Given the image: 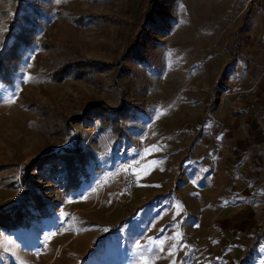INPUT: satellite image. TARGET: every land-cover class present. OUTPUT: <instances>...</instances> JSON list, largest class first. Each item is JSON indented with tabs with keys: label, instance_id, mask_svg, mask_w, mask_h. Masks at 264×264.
I'll return each instance as SVG.
<instances>
[{
	"label": "rangeland",
	"instance_id": "374dc122",
	"mask_svg": "<svg viewBox=\"0 0 264 264\" xmlns=\"http://www.w3.org/2000/svg\"><path fill=\"white\" fill-rule=\"evenodd\" d=\"M66 1L76 15H114L123 23L103 25L94 20L77 27L56 17L54 12L62 0H22L53 12L43 20L38 41L73 46L85 58L118 64L125 74L110 70L100 74L97 82L51 84L38 80L48 52L35 45L24 55L10 85L0 79V165L19 156L24 169L38 157L60 153L68 146L27 130L31 115L26 106L32 103L55 107L75 118L74 138L80 134V146L95 156L87 167L89 178L82 179L87 184L68 195L58 180L60 163H51L56 176L47 185L36 172L31 173V189L53 196L54 217L35 222L27 230L2 232L0 264H186L197 255L193 246L183 245L186 233L177 232L164 243L149 245L152 214L140 216L139 211L160 210L166 215L169 191L160 198V192L149 197V190L160 181L173 188L180 178L179 165L197 143L202 121L214 113L215 102L227 90L232 56L247 32L254 2L262 0L164 1L169 21L162 31L154 32L156 42L146 62L128 60L125 55L145 5L137 0ZM5 8V1L0 0V12ZM95 99L110 107L126 102L134 110L121 142L113 140L110 129L100 130L98 121L85 113ZM95 163L100 172L94 171ZM10 169L0 172V205L10 199L16 202L30 192L18 186L12 192L6 186ZM126 171L132 174V200L123 197ZM181 189L177 187L180 193ZM141 199L149 201L144 206L136 204ZM156 219L163 220L162 213ZM170 221L179 229L189 225L185 218ZM244 259L249 260L246 264H264V241Z\"/></svg>",
	"mask_w": 264,
	"mask_h": 264
},
{
	"label": "crops",
	"instance_id": "0c3cea01",
	"mask_svg": "<svg viewBox=\"0 0 264 264\" xmlns=\"http://www.w3.org/2000/svg\"><path fill=\"white\" fill-rule=\"evenodd\" d=\"M254 4L239 51L232 56L227 90L215 102L214 113L202 121L197 143L179 165L180 178L173 188L160 181L149 190V197L160 192V198L169 191L166 215L139 211L154 219L149 245L186 233L183 245L197 252L186 264H246L247 252L264 241V0ZM161 213L164 219L158 221ZM174 217L185 218L189 225L175 228L170 221Z\"/></svg>",
	"mask_w": 264,
	"mask_h": 264
},
{
	"label": "trees",
	"instance_id": "16d2710c",
	"mask_svg": "<svg viewBox=\"0 0 264 264\" xmlns=\"http://www.w3.org/2000/svg\"><path fill=\"white\" fill-rule=\"evenodd\" d=\"M5 10L0 12V79L6 85L11 84L12 78L18 72L19 63L26 52L33 46L48 52L46 63L37 73L38 80H47L51 84H63L66 80L95 81L100 74L112 70L117 75H124V70L118 64L106 63L83 57L77 48L66 46L46 39L38 41V33L43 20L53 14L47 8L29 5L22 0H4ZM145 5L144 12L136 21V30L132 41L125 50L128 60L146 62L155 44L154 32L162 31L169 21L168 11L164 9L166 0H137ZM56 17L67 24L84 27L88 22L99 21L103 25L123 23L121 18L114 15L95 16L89 14L76 15L72 12L68 2L62 0L61 6L54 12ZM8 22L10 26H6ZM142 27H146L143 32ZM7 32V33H6ZM30 119L26 123L29 132L35 133L48 142L58 143L64 147L60 153L44 154L25 167H20L22 157H12L8 165H0V172L11 168V174L5 178L6 186L15 191L16 187L30 191L28 196L19 198L16 202L7 200L0 205V235L19 229L27 230L33 223L53 216V196L45 191L31 189V173L46 181V185L53 181L55 169L51 163H60L62 175L58 180L68 195L77 191L88 177L87 167L95 161L92 151L80 146V134L74 138L71 118L63 110L43 104H27ZM90 118L96 119L100 130L110 129L114 141L121 142L123 133L134 113L132 107L122 102L117 107H110L102 100L95 99L85 111ZM94 171L101 170L94 165ZM30 174V176H29ZM83 179V180H82ZM27 199V200H26Z\"/></svg>",
	"mask_w": 264,
	"mask_h": 264
},
{
	"label": "built area",
	"instance_id": "2783aa9c",
	"mask_svg": "<svg viewBox=\"0 0 264 264\" xmlns=\"http://www.w3.org/2000/svg\"><path fill=\"white\" fill-rule=\"evenodd\" d=\"M123 197L127 200H132L133 198V179L132 174L129 171L124 173L123 183Z\"/></svg>",
	"mask_w": 264,
	"mask_h": 264
},
{
	"label": "snow or ice",
	"instance_id": "6c2138e0",
	"mask_svg": "<svg viewBox=\"0 0 264 264\" xmlns=\"http://www.w3.org/2000/svg\"><path fill=\"white\" fill-rule=\"evenodd\" d=\"M144 264H147V262L145 261Z\"/></svg>",
	"mask_w": 264,
	"mask_h": 264
}]
</instances>
